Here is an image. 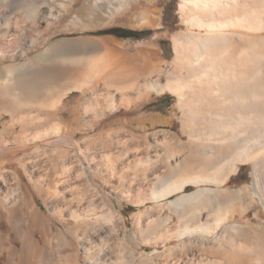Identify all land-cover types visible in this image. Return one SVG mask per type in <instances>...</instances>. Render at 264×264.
Here are the masks:
<instances>
[{"label": "rangeland", "instance_id": "1", "mask_svg": "<svg viewBox=\"0 0 264 264\" xmlns=\"http://www.w3.org/2000/svg\"><path fill=\"white\" fill-rule=\"evenodd\" d=\"M25 4L39 6L29 21L24 13ZM181 5L182 0H0V91L6 94H0V100L7 98L3 99L6 106L0 109V180L6 179L7 182L6 188L0 181V264H62L57 257L64 256L74 260V264H89L82 242L94 241L96 236L106 238L111 248L125 246L124 249L116 247V253L118 250L122 254L131 251L135 259L143 258L146 264L150 259L153 264H220V227L213 224L220 214V207L212 209V206L205 205L186 213L178 210L175 202L202 189L213 194L220 189H228L235 195L233 202L230 200L231 203L227 204V208L234 211L227 214V224L263 227L264 174L253 177L251 165H239L237 172L222 184L226 188L202 182L186 185L174 195L153 199L167 186L169 179L196 174L203 175L198 177L201 180L212 177L213 172L198 171L189 163L182 164L178 172L169 170L179 165L195 146L220 147V113L209 114V106L204 111L205 104H209L207 101L202 104L195 98L192 103L190 97V101L184 98V102H180L169 94L145 100L119 98L118 95H132L139 87H126L117 93L104 82L107 68L119 63L117 56L149 48L159 50L160 69L164 73L170 71L175 58L174 37L190 33ZM16 25L21 26L18 35ZM113 29H124L138 35L129 38L96 35ZM56 44H62V48L69 52L62 56L60 65L79 71L78 77L68 80L81 83L82 88L71 93L64 90L52 93L49 98L38 101L43 108L35 106L20 110L11 106L13 98L26 99L17 94L18 90H12L37 67L32 65V60ZM45 63L49 65V59ZM155 75L146 77L145 85L153 83L157 78ZM190 81L192 79H188L186 84ZM147 86L145 90H150ZM129 99L132 101L129 106L120 104L121 100ZM210 106L220 108V101L210 103ZM195 109H201L202 114H188L189 110ZM29 111L34 113L32 115H44V118L49 115L47 120H53L52 125L60 127L65 140L61 138L63 136L56 135L59 139L47 133L51 129L50 121L47 125L48 122L43 120L42 123H46V126L41 124L43 128L32 127L34 129L24 132L10 117L29 116ZM191 116L205 120L201 123H196L197 119L187 120ZM45 130L48 137L30 140ZM23 133V137L27 136L24 139L20 137L23 140L20 143L17 137ZM12 174L17 178L15 182L10 179ZM254 184H258V190ZM47 186L52 198L43 195L42 191ZM11 191L19 198L24 196L30 205L29 208L18 206L21 222L8 215L10 205L6 198ZM242 203L248 204L246 209L239 208ZM28 210L36 211L49 229L47 241L40 234L28 232L45 251L43 257L38 255V258L27 251V256H33L28 258L23 253L22 236L11 228V224L17 229L23 225L22 221H27ZM80 210L96 215L91 216L94 219H88L91 226L82 225L85 229L81 228V220L78 225L70 217L74 211ZM107 211L110 218L105 223L101 215ZM201 224L209 227L210 234H188L182 240L175 238L184 226L196 229ZM131 237L136 241L133 246ZM122 239L127 240V245L121 244ZM197 239L214 241L215 244H208L211 246L208 249L207 244L203 247L185 243ZM241 239L226 247L229 261L233 262L234 253H241L251 254L250 264L262 259L264 263V249L259 244L245 243ZM179 242L184 244L180 247ZM10 251L17 255L10 256Z\"/></svg>", "mask_w": 264, "mask_h": 264}, {"label": "bare ground", "instance_id": "2", "mask_svg": "<svg viewBox=\"0 0 264 264\" xmlns=\"http://www.w3.org/2000/svg\"><path fill=\"white\" fill-rule=\"evenodd\" d=\"M181 6L190 26V33L185 35L179 34L174 37L173 44L175 47V58L173 60V65H171V70L169 69L170 71L167 73H164L161 69L158 70L157 73H155L157 78L154 79V82L152 81V78H150L153 82L151 84L145 85L144 83V89L149 85L150 90H157L159 92L167 90L180 102H184V98H188L190 101V97L192 103H194L195 98L199 101L201 100L202 104L204 101H207L209 104H205L204 111L209 106L207 110L209 114L220 113V129H222L220 130V147L203 145L195 146V149L192 148L193 150L188 153V156L181 159L179 165H175L169 169L171 172H178L181 170L182 164L187 165V163H189L197 170L199 169L201 171L204 169L203 171H208V174L213 172V178L210 177L209 179L201 180V178L198 179V177H203V175L196 174L189 177H184L182 175L183 177L175 180L169 179L167 181L169 182L167 186L159 193L155 194L153 199H159L179 193L189 184L208 182L222 186L230 175L237 172L239 165H251L253 167V177H258L264 174V0H182ZM38 9L39 6L25 4L24 13L26 20H31ZM20 27L21 26L15 27L16 35L19 34ZM61 45L62 44H56L49 47L45 52L36 56L32 60V65H37V67L34 68V71L24 77L25 79L23 82L19 83V86L13 87L12 90L14 92L18 90L17 94L26 99L22 101L13 98L10 104L11 106L18 109L25 107H27L26 109H31L35 106H37V108H43V104L38 101L43 98H49L52 93H60L63 90L65 93L75 92L80 89V87L82 88L81 83H73V80H68L70 78L74 79L78 77L79 71L60 65L62 56L66 55L65 53H69L66 52ZM46 59H49V65L45 63ZM163 77L165 82H162L161 80ZM188 79H192V81L186 84ZM85 81L92 82L93 80ZM64 85L66 87H64ZM109 86H111V84ZM123 87L126 86L117 87L119 90L115 89V91L118 93V91L120 92L123 90L121 89ZM186 88H189L187 92H185ZM1 95L6 96L5 93H2ZM140 97L141 96H139V98ZM4 98L6 97L1 98L0 100V109L6 106L5 101L3 100ZM189 101L187 102L190 105ZM216 101H220V108L216 107L214 109L210 106V103ZM110 102L112 108H114V101L112 100ZM131 102L130 99L126 101L121 100L120 104L129 106ZM116 103L119 104L118 102ZM32 114L30 113L29 116L12 115L10 117H12V119L23 128L24 132L26 130L28 132V129L32 127L43 128L42 125L46 126L44 125L46 124L45 122H48L47 125H49V121L51 122V120H47L49 118V115H47L48 113L46 114V119L43 117L44 115L40 116ZM188 114L200 115L202 113L201 109H195L192 111L189 110ZM193 119H197L196 123H201L204 118H195L191 116L187 120L192 121ZM43 120H45L44 124L42 123ZM52 123L53 120L50 123L51 129L48 128V130L50 129V132H47L46 130L45 132L42 131L43 133H37L35 136L32 135L33 137L30 140L34 141L36 139L45 138L46 136L48 137V134L63 136L61 138L65 140L64 135L60 134V127L58 128L57 125L53 126ZM46 132L48 134H46ZM23 135L24 133L22 136H19V138L17 137L20 143L23 141L20 139H24V137L27 136L25 135L23 137ZM57 138L60 139V137ZM71 139L69 138L70 141ZM18 140L15 139L16 142ZM69 142L67 144H70ZM208 155H210V157ZM80 173L83 174V172ZM10 179L15 182L17 178L12 174ZM5 180L6 179L1 178L0 181L2 182V187L7 188V182ZM223 186H225V188L227 187L226 185ZM253 187L255 190H258V184H254ZM235 189L236 190L234 191H237V188ZM230 191L228 189H220V192L217 191L213 194L210 190L202 189L188 196H182L175 202L178 210L186 213H189L192 209H199V207L205 205L212 206V209L214 206H219L220 214L216 216V220H214L215 223L213 224L215 227H220V264H250L248 261L251 254L243 255L240 252V254L234 253V259H232L234 263L229 261L230 255L225 252L226 247L233 246L236 240L242 238L241 240L245 243L251 242L255 243L254 245L259 244L264 249V225L263 227L261 226V228H253L251 226L242 227L239 224L236 225L237 223L227 224L225 222L228 217L227 214H232L234 212L230 211L232 208H230V210L227 208V204L231 203H229V201L235 197ZM42 192L47 198L53 197L50 192V187L48 186ZM260 193L262 192L260 191ZM6 199L7 203L10 205L8 215L11 219L21 222L18 206L20 205V207L25 206L29 208V203L24 196L19 198V196L13 194L12 191L8 193V198ZM54 201L57 200L55 199ZM247 206L248 204L244 205V203H242L239 208L246 209ZM233 208H235V206ZM85 213L81 212V210L80 212L74 211L70 214V217L76 224L81 220V226L88 227V225H90L88 219H90L91 216L96 215ZM28 215L29 218L27 221H22L23 225H20V228L17 229L11 224L13 221H9L11 228L16 230L17 234L21 235L23 238V253L31 251V254L33 253V255H37V257L38 255L39 257H43L46 254L44 253L45 251L39 246L38 242L31 239L28 232H34L38 235L40 234V237L43 240H45V238L49 240L47 232L49 229L47 230L46 223L40 218L36 211L28 210ZM215 215L217 214H214V216ZM94 218L92 217L91 219ZM101 218L104 219L105 222V220L110 218L109 212L103 213ZM16 221L15 223H17ZM23 226H26V228ZM77 226L74 228H77ZM83 226L81 228L85 229ZM199 226L200 225H198V227L196 226V229L190 228L191 226H184L185 228H182V231L177 235L175 234V238L182 240L184 237L188 236V234H210L209 227L202 226V224L200 227ZM74 228L72 232L74 231ZM88 231L89 230H87V232ZM96 233L97 231L94 234L96 235ZM59 237L58 241L61 243L62 240H60V238L62 237ZM104 237L106 236L104 235ZM170 237L174 238L172 235ZM105 239L96 236L94 241L86 240L82 242V244L85 245V247H83L86 249V256L89 259V264H146L145 259L143 258L135 259V256L132 255L131 251H126L122 254L123 252L121 253L120 250H118L120 253H116V247H119L120 245L111 248L107 243L108 241ZM80 240H83V237ZM118 240L119 244L120 239ZM48 243H50V241H48ZM135 243L136 241L134 237H131V246L135 245ZM185 243L188 246L199 244L203 247L207 244L208 249L211 248L208 244H215L214 241H204L202 239L187 240ZM121 244L127 245V240L124 241L122 239ZM181 244H184V242L178 244V246L181 247ZM120 247L124 249L123 247L125 246L121 245ZM114 248H116V250H114ZM15 254L16 253L13 251L9 252L10 256ZM27 257L32 258L33 256ZM55 257L57 256L55 255ZM54 259H58L62 264H74V260L72 261L69 257L64 256L62 258L57 257V259ZM147 263L153 264L151 263V259L147 260ZM255 263L264 264L263 259L262 261Z\"/></svg>", "mask_w": 264, "mask_h": 264}, {"label": "crops", "instance_id": "3", "mask_svg": "<svg viewBox=\"0 0 264 264\" xmlns=\"http://www.w3.org/2000/svg\"><path fill=\"white\" fill-rule=\"evenodd\" d=\"M111 48H109V50H111ZM117 57L119 59V63L115 64L114 66H110V68H107L109 70H106V72H104V82H106L108 85L111 84V87L114 88V90H119V88L117 87H122L124 85L128 88L139 87V89L137 90L134 89L135 92L132 95H118L119 98H139V96H141L139 99L145 100L150 98H157L166 94L173 96L167 90H164V92H157L156 90L144 89L143 84L145 83V78L155 75V73H157V71L161 68V57L159 50L149 48L147 50L144 49L138 51L137 53H126L122 57ZM162 82H165V79L162 80ZM126 87H123L121 89H124Z\"/></svg>", "mask_w": 264, "mask_h": 264}, {"label": "trees", "instance_id": "4", "mask_svg": "<svg viewBox=\"0 0 264 264\" xmlns=\"http://www.w3.org/2000/svg\"><path fill=\"white\" fill-rule=\"evenodd\" d=\"M96 35H109L117 38H129L136 37L138 34L124 29H113L104 32H98Z\"/></svg>", "mask_w": 264, "mask_h": 264}]
</instances>
